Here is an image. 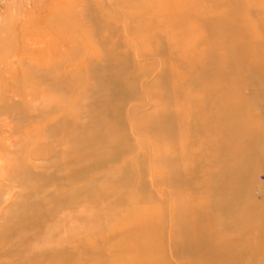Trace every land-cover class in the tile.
<instances>
[{"label": "rangeland", "instance_id": "rangeland-1", "mask_svg": "<svg viewBox=\"0 0 264 264\" xmlns=\"http://www.w3.org/2000/svg\"><path fill=\"white\" fill-rule=\"evenodd\" d=\"M0 150V264H264V0H0Z\"/></svg>", "mask_w": 264, "mask_h": 264}, {"label": "bare ground", "instance_id": "bare-ground-1", "mask_svg": "<svg viewBox=\"0 0 264 264\" xmlns=\"http://www.w3.org/2000/svg\"><path fill=\"white\" fill-rule=\"evenodd\" d=\"M1 145H2V144H1ZM0 151H1V150H0ZM0 153H1V152H0ZM7 155H8V153H7ZM5 156H6V155H5ZM5 158H6V157H4V159H3V153H2V159H3V160H6L7 158H6V159H5ZM2 159H1L0 162H1V163H3V162L5 163V161L2 162ZM6 161H7V160H6ZM6 163H7V162H6ZM3 166H4V164H3ZM6 166H8V165H6ZM3 168H4V167H3ZM0 170H1V169H0ZM3 170H4V169H3ZM4 171L8 172L7 169H5ZM0 173H1V172H0ZM2 176L4 177L5 175L2 173V174H1V177H2ZM6 180H7V179H6ZM5 198H6V197L3 196V199H2V200L4 201ZM0 199H1V198H0ZM7 200H8V199H7ZM4 202H5V201H4ZM4 202H3V203H4ZM3 209H4V208H3ZM1 210H2V209H1ZM1 210H0V211H1ZM35 210H36V209H34V211H35ZM5 211H7V209H6ZM37 212H39V211H37ZM4 213H5V212H4ZM39 213H40V212H39ZM37 214H38V213H37ZM51 214H52V213H51ZM4 215H8L7 212H6V214H4ZM37 216H38V215H37ZM4 217H5V216H4ZM35 218H36V217H35ZM64 219H66V218H64ZM2 220H3V219H2ZM32 220H41V219H38V218H37V219H34V218H33ZM42 220H43V219H42ZM1 222H2V221H1ZM29 222H31V221L28 220V223H29ZM2 225H3V224H2ZM2 225H1V226H2ZM4 225H5V224H4ZM35 225H36V224H35ZM40 225H41V223H40ZM35 227H36V226H35ZM7 228H8V227H7ZM3 230H5V229H3ZM26 230H27V229H26ZM6 231L8 232V229H6ZM7 232H4V231H3V232H1L0 234H3V233L6 234ZM26 232L28 233V231H26ZM36 232H38V231H36ZM9 233H10V232H9ZM27 233L24 234V237L27 235ZM5 234H4V235H5ZM44 235H45V234H44ZM0 236H1V235H0ZM38 236H40V235H38ZM2 237L5 238L3 235H2ZM6 237H7V238H6L7 240L4 239V241H8V234H6ZM0 238H1V237H0ZM3 238H2V239H3ZM27 238H29V237H27ZM22 240H23V239H22ZM22 240H21V242H23ZM30 240H31V239H30ZM5 244H6V242H5ZM6 245H8V242H7ZM6 245H5V246H6ZM6 248H8V246H6ZM22 251H23V250H22ZM31 251L33 252L34 250H31ZM44 251H45V250H44ZM18 252H20V251H18ZM46 252H47V251H46ZM20 253H21V252H20ZM20 253H18V254H20ZM33 253H34V252H33ZM42 253H43V252H41V254H42ZM49 253H50V252H49ZM1 254H2V252H1ZM18 254H17V255H18ZM31 255H32V253H31ZM42 255H43V258H41V256H40L39 259L41 258V259L44 260V259H45V258H44V257H45V256H44V253H43ZM46 255H47V254H46ZM34 256H35V255H34ZM37 257H38V256H37ZM4 260H5V259H4ZM7 260H8V259H7Z\"/></svg>", "mask_w": 264, "mask_h": 264}, {"label": "clouds", "instance_id": "clouds-1", "mask_svg": "<svg viewBox=\"0 0 264 264\" xmlns=\"http://www.w3.org/2000/svg\"><path fill=\"white\" fill-rule=\"evenodd\" d=\"M13 15H15V13H13Z\"/></svg>", "mask_w": 264, "mask_h": 264}]
</instances>
